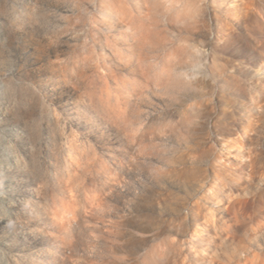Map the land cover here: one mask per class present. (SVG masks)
Listing matches in <instances>:
<instances>
[{
  "label": "rangeland",
  "instance_id": "1",
  "mask_svg": "<svg viewBox=\"0 0 264 264\" xmlns=\"http://www.w3.org/2000/svg\"><path fill=\"white\" fill-rule=\"evenodd\" d=\"M0 264H264V0H0Z\"/></svg>",
  "mask_w": 264,
  "mask_h": 264
}]
</instances>
